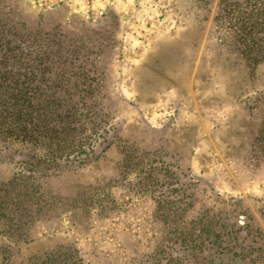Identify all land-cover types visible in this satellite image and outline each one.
<instances>
[{"label": "rangeland", "instance_id": "1", "mask_svg": "<svg viewBox=\"0 0 264 264\" xmlns=\"http://www.w3.org/2000/svg\"><path fill=\"white\" fill-rule=\"evenodd\" d=\"M230 1L0 0L95 140L35 169L0 145V264H264V62Z\"/></svg>", "mask_w": 264, "mask_h": 264}, {"label": "trees", "instance_id": "2", "mask_svg": "<svg viewBox=\"0 0 264 264\" xmlns=\"http://www.w3.org/2000/svg\"><path fill=\"white\" fill-rule=\"evenodd\" d=\"M226 8L219 18L223 30L234 35L249 64H262L264 0L233 1ZM45 44L23 26L0 23V145L5 150L21 147L26 160L19 162L31 169L61 160L85 161L87 146L95 141L87 136L85 106L64 98L70 90L58 86L63 76L52 72L65 63ZM261 135L264 143V128Z\"/></svg>", "mask_w": 264, "mask_h": 264}, {"label": "flooded vegetation", "instance_id": "3", "mask_svg": "<svg viewBox=\"0 0 264 264\" xmlns=\"http://www.w3.org/2000/svg\"><path fill=\"white\" fill-rule=\"evenodd\" d=\"M233 1H238V0H231L230 2L227 3L226 7H228L229 3L233 2ZM20 26H23V25H20ZM32 34H33V33H32ZM34 35H39V38L41 39L39 33H34ZM219 40H220V42H222L221 39H219ZM41 41H42V40H41ZM58 55L60 56V54H58ZM60 58H61V56H60ZM62 62H63V61H62ZM56 65H57V68H54L52 72H58L59 75L62 77V76H63L62 72L58 71V69H59V65H61V64L58 63V64H56ZM52 76H53V74H52ZM53 79H55V76H53ZM58 84H63V82H62V83L59 82ZM61 87L65 88V89L67 90V88H66L65 85H63V86L61 85ZM68 90H70V89H68ZM80 107H81V106H80ZM85 109H86V108H85ZM86 111H87V109H86ZM241 224H244L243 221H241Z\"/></svg>", "mask_w": 264, "mask_h": 264}, {"label": "water", "instance_id": "4", "mask_svg": "<svg viewBox=\"0 0 264 264\" xmlns=\"http://www.w3.org/2000/svg\"><path fill=\"white\" fill-rule=\"evenodd\" d=\"M220 41V40H219Z\"/></svg>", "mask_w": 264, "mask_h": 264}]
</instances>
